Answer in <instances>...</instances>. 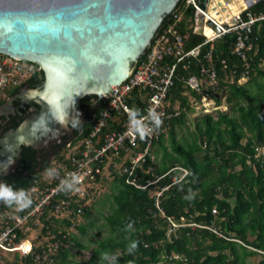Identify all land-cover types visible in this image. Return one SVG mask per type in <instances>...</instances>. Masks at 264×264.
<instances>
[{
  "label": "trees",
  "instance_id": "trees-1",
  "mask_svg": "<svg viewBox=\"0 0 264 264\" xmlns=\"http://www.w3.org/2000/svg\"><path fill=\"white\" fill-rule=\"evenodd\" d=\"M195 10L186 0H179L160 25L167 26L176 20L175 14L180 15L176 28L187 36V49L206 39L194 30ZM249 10L255 15L264 13V0ZM235 38L236 33H227L214 41L212 49L220 74L219 90L227 96L230 111H219L216 117L205 113L197 121V136L192 143L181 142L176 127L185 122L187 112L193 108L187 92L198 100L202 95L186 83L190 74L197 73V61L189 69L180 65L168 95L169 110L179 111L167 131L172 152L167 151L163 134L143 165L136 168L133 177L139 186L128 183V175L115 170L111 211L105 216L108 235L98 238L91 257L81 258L80 262L71 245L62 252L60 264H98L100 254L105 252L118 253L119 264H264V155L256 154V146L264 144V21H258L251 34L255 47L250 53L248 73L233 52ZM208 49L210 44L202 45L203 53ZM222 59L230 68L236 66L237 72L225 69ZM38 74L35 72L29 81ZM243 76L249 78L245 83L239 81ZM144 96L145 91L133 90L129 102L139 108L144 105ZM213 96L221 105L222 97L215 93ZM175 101H179L178 107ZM105 102L106 99L96 118ZM95 120L76 135H89ZM113 127L122 129V122L111 119L107 129ZM156 145L164 149L160 164L152 157ZM181 168L188 170L184 177L180 176ZM37 173L36 170L23 177L21 172L4 181L27 190ZM8 208L11 207L0 203V213ZM91 210L87 209L85 216ZM129 222L133 224L130 230ZM78 228L83 234L87 232L86 224ZM69 241L81 249L88 248L75 233ZM132 242H138V247L130 255L127 248ZM76 254H81L80 250ZM258 254L262 255L259 262L250 259Z\"/></svg>",
  "mask_w": 264,
  "mask_h": 264
},
{
  "label": "built area",
  "instance_id": "built-area-1",
  "mask_svg": "<svg viewBox=\"0 0 264 264\" xmlns=\"http://www.w3.org/2000/svg\"><path fill=\"white\" fill-rule=\"evenodd\" d=\"M210 1L186 0L187 5L195 7V16L197 10L203 15L202 32L199 34L206 36L205 41L187 49V36L176 28L180 15L175 14L176 20L157 30L131 74L122 83L113 86L91 133L85 137L80 133L66 141L50 163L35 175L27 188L32 205L22 211L11 207L0 213V264H60L62 252L72 245L69 241L72 233L82 224L86 210L92 208L96 201L99 185L106 179L105 169L110 159L135 153L118 172L128 175V183L138 185L133 177L136 168L143 165L155 142L168 131L171 119L179 115L177 108L169 110L168 95L180 65L189 69L197 61V73L190 74L186 83L188 88L202 95L201 108L206 113L220 108L213 93L223 97L219 90L220 74L212 53L217 38L236 33L233 52L242 60L245 73L250 71V53L255 47L251 34L255 24L264 21V13L253 14L249 10L251 6L234 12L230 7L234 0H219L220 5L230 13L222 14L223 21H218L208 13ZM202 3L206 4L205 8ZM210 21L212 25L208 23ZM206 26L213 28L211 36L205 33ZM214 26H219L220 31ZM196 28L195 22L194 30ZM203 44H210L205 53L202 52ZM221 63L225 69L230 68L226 59H222ZM235 67L230 68L232 74L237 72ZM39 70L41 68L34 61L0 52V102L10 88L23 85ZM136 89L145 91L144 105L138 109L144 112L150 106L154 107L163 118L162 126L144 140L127 132L126 110L133 107L129 98ZM111 119L120 120L123 128L107 129ZM256 154L264 155V144L256 146ZM49 168H55L59 178L49 176ZM181 169V177H184L188 170ZM72 174L79 177L78 191L66 194L59 190V181ZM173 224L176 225L175 222Z\"/></svg>",
  "mask_w": 264,
  "mask_h": 264
},
{
  "label": "water",
  "instance_id": "water-1",
  "mask_svg": "<svg viewBox=\"0 0 264 264\" xmlns=\"http://www.w3.org/2000/svg\"><path fill=\"white\" fill-rule=\"evenodd\" d=\"M178 2L0 0V52L34 61L45 73L42 86L28 88L41 111L0 139V173L4 168L10 173L24 145L39 148L61 141L68 121L81 113L83 97L106 99L131 74ZM195 22L201 33L199 10Z\"/></svg>",
  "mask_w": 264,
  "mask_h": 264
},
{
  "label": "flooded vegetation",
  "instance_id": "flooded-vegetation-1",
  "mask_svg": "<svg viewBox=\"0 0 264 264\" xmlns=\"http://www.w3.org/2000/svg\"><path fill=\"white\" fill-rule=\"evenodd\" d=\"M42 71V70H41ZM36 79H29L21 86L14 87L7 92L6 97L0 102V139L3 138L9 131L17 129V127L25 120L39 113L42 106L33 100L28 88H37L44 84L45 73L38 71ZM42 78V81L39 79ZM104 99L96 95H88L79 101L81 113L68 121V130L61 136V141H56L52 144L43 147H33L24 145L20 152V156L16 157L14 167L10 168V173L2 174L0 182L4 181L5 177H18L22 172V176H29L33 171H39L46 167L53 157L62 149L66 141L73 138L76 132L90 125L96 118L99 108L102 106ZM7 183V182H6Z\"/></svg>",
  "mask_w": 264,
  "mask_h": 264
},
{
  "label": "rangeland",
  "instance_id": "rangeland-1",
  "mask_svg": "<svg viewBox=\"0 0 264 264\" xmlns=\"http://www.w3.org/2000/svg\"><path fill=\"white\" fill-rule=\"evenodd\" d=\"M235 1V0H234ZM242 2L243 0H238ZM219 2V0H212L211 1V13L215 12L216 17L226 13H230V11L227 8H223ZM244 3H238V8ZM230 7L233 8L234 12V6L230 5ZM251 8V7H250ZM224 9L227 11H224ZM240 10V9H239ZM219 11V12H218ZM218 12V13H217ZM214 15V14H213ZM36 65V64H35ZM37 66V65H36ZM249 78H243L241 79V83H245ZM189 95L192 103H193V108L192 110H189L186 114L185 122L183 124L177 125L176 127V135L177 138L181 142H189L192 143V141L196 138V129H197V121L201 119V117L206 113L201 106H203L201 100L195 99L192 97L190 92H187ZM222 104L220 105V108H215V110L211 113L215 117L218 115L219 111H227L229 112L231 109V106L227 102V96L224 95L222 98ZM179 101L174 102V106L178 107L179 106ZM212 107V106H210ZM169 131V129H168ZM165 146L167 147V151L170 153L172 152V148L170 145V140H169V134L166 132L165 133ZM200 143V141H199ZM153 156H154V161L156 164H160L163 156H164V149L156 145L153 149ZM135 153L132 154H126L125 156L121 158H112L109 160L108 165L106 166L105 169V174H106V179L99 185V189L97 192L96 196V201H94L91 214L88 216H83V222L82 224L87 225V232L85 234L81 233L79 228L75 229L73 233L77 234L79 237V241L83 245H88V248H80L77 246L75 243H72L73 245V252L75 253V256L79 257V262L81 258H89L91 257L93 253V246L97 245V239L104 237L108 235L109 230L107 227H105V216L110 213L111 211V204H112V184L114 180V171L116 170L117 172L120 170V168L132 157ZM203 154V152H202ZM201 154V155H202ZM152 156V157H153ZM183 171L180 172V176L182 175ZM91 221V222H90ZM80 250L81 254H76ZM253 261L259 262L262 259V255L258 254L250 258ZM78 261H75L77 263Z\"/></svg>",
  "mask_w": 264,
  "mask_h": 264
},
{
  "label": "clouds",
  "instance_id": "clouds-1",
  "mask_svg": "<svg viewBox=\"0 0 264 264\" xmlns=\"http://www.w3.org/2000/svg\"><path fill=\"white\" fill-rule=\"evenodd\" d=\"M241 82V81H240ZM224 96V95H223ZM222 104V103H221ZM127 113V132L137 136L139 139L144 140L150 137L154 131L158 130L163 124L162 113L158 112L156 108L149 107L142 112L136 107H132L126 110ZM7 168H4L6 173ZM49 176L59 178V172L55 168L47 169ZM79 177L77 174H72L65 178H61L58 188L64 193H71L78 191ZM191 192L189 197H191ZM0 203L5 204L7 207H14L18 211L29 208L33 201L27 190L24 188H15L6 182H0ZM133 224L129 222L127 229H132ZM138 247V242H132L127 248V252L131 255L134 254ZM98 264H119L118 253H101Z\"/></svg>",
  "mask_w": 264,
  "mask_h": 264
},
{
  "label": "bare ground",
  "instance_id": "bare-ground-1",
  "mask_svg": "<svg viewBox=\"0 0 264 264\" xmlns=\"http://www.w3.org/2000/svg\"><path fill=\"white\" fill-rule=\"evenodd\" d=\"M211 1H212V0H211ZM211 1H210V3H209V5H210V7H209V11H208L209 15H210L211 17L215 18V19L218 20V21H223V17H222L221 15L218 16V17H216L215 13H213L214 15L211 13V12H212V11H211ZM251 1H254V0H243L242 2H240V1H238V0H235V1H233V2L231 3V5H233L235 11L238 12L239 9H242V7L246 6V5L249 4V2H251ZM238 3H244V4H242V5L240 6V8H238V7H239V6H238ZM224 11H226V10L224 9ZM218 12H219V11H218ZM218 12H217V13H218ZM204 31H205V33H206L207 35H209V36H211V35L213 34V32H214L213 28H211V27H209V26H206V27L204 28Z\"/></svg>",
  "mask_w": 264,
  "mask_h": 264
},
{
  "label": "crops",
  "instance_id": "crops-1",
  "mask_svg": "<svg viewBox=\"0 0 264 264\" xmlns=\"http://www.w3.org/2000/svg\"><path fill=\"white\" fill-rule=\"evenodd\" d=\"M227 12V11H226ZM213 13H215V12H213Z\"/></svg>",
  "mask_w": 264,
  "mask_h": 264
}]
</instances>
